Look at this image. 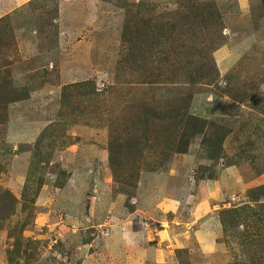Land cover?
Masks as SVG:
<instances>
[{"label":"rangeland","instance_id":"obj_1","mask_svg":"<svg viewBox=\"0 0 264 264\" xmlns=\"http://www.w3.org/2000/svg\"><path fill=\"white\" fill-rule=\"evenodd\" d=\"M16 1L0 264H264V0Z\"/></svg>","mask_w":264,"mask_h":264},{"label":"trees","instance_id":"obj_2","mask_svg":"<svg viewBox=\"0 0 264 264\" xmlns=\"http://www.w3.org/2000/svg\"><path fill=\"white\" fill-rule=\"evenodd\" d=\"M208 14H210V15H213L212 14V12H209ZM134 27H133V25H130L129 24V22L128 23H126V25H125V30H124V32H123V40L124 41H128V40H131V38L129 39V37H128V35H127V33L128 32H130V31H133L134 29H133ZM152 84V83H151ZM10 93H13V90L12 91H10V92H6L5 91V93H3V97H6V99H5V102L6 103H10V102H13L14 100H18V98L17 97H14V99H12V98H10ZM182 122H184V121H194V125L192 126V127H187L186 128V130L185 129H183V133H182V137H183V140H180V141H178L179 143H181L182 141H184L186 138H190L191 136H194L198 131H197V128H196V124L197 123H201L202 125L204 124L205 125V120H203V119H201V118H199V117H194L193 115H191L190 113H188V112H184V113H182ZM182 144V143H181ZM177 152H180V153H185L186 152V149H183V148H179V149H177L176 150ZM114 174L116 175V174H118V171L114 168ZM118 180V179H117ZM122 182V181H121ZM9 193L7 192V195H8ZM3 197V196H2ZM1 197V198H2ZM0 198V199H1ZM13 198V200L15 201V197H12ZM9 214H11V211H9Z\"/></svg>","mask_w":264,"mask_h":264},{"label":"crops","instance_id":"obj_3","mask_svg":"<svg viewBox=\"0 0 264 264\" xmlns=\"http://www.w3.org/2000/svg\"><path fill=\"white\" fill-rule=\"evenodd\" d=\"M30 0H20L19 4H23L26 2H29ZM17 1L16 0H0V19L3 17H6L8 14H10L14 9H16L17 7H14L13 10H11L10 8L13 7V5H15ZM11 10V11H10Z\"/></svg>","mask_w":264,"mask_h":264}]
</instances>
